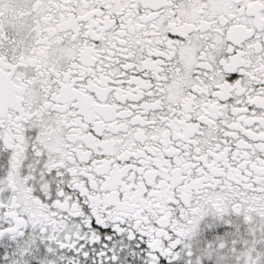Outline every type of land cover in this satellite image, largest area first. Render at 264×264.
I'll return each mask as SVG.
<instances>
[{
	"label": "snow or ice",
	"instance_id": "snow-or-ice-1",
	"mask_svg": "<svg viewBox=\"0 0 264 264\" xmlns=\"http://www.w3.org/2000/svg\"><path fill=\"white\" fill-rule=\"evenodd\" d=\"M0 264H264V0H0Z\"/></svg>",
	"mask_w": 264,
	"mask_h": 264
}]
</instances>
